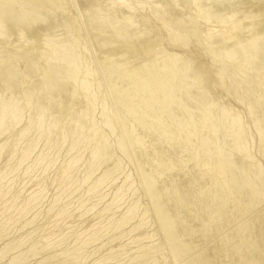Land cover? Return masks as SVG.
Listing matches in <instances>:
<instances>
[{"label": "bare ground", "instance_id": "obj_1", "mask_svg": "<svg viewBox=\"0 0 264 264\" xmlns=\"http://www.w3.org/2000/svg\"><path fill=\"white\" fill-rule=\"evenodd\" d=\"M145 1L147 2L148 0ZM153 1L154 0H152L151 3L149 0L151 4H147V7H145L140 0H0V86H3L6 90V93L0 91V132L3 131L8 116L13 117L19 126V122L24 118L25 106L28 104L33 105V113H35L37 121L36 130L38 132V134H36L37 137L35 138L36 135L34 136L35 139H33L32 143L30 144L28 142L24 144L19 151L20 158L16 164V168L14 167V171H19L23 168V175H27L32 169L34 171V169L38 167L40 170L47 172L48 167L46 164L42 166V163L41 165L40 163H33L26 167H23V165L26 164L34 153V145L47 134V129L49 130L48 127L51 121L57 119V115L61 114V112L60 114L58 112L60 108L51 115L48 114L49 108L53 105H58L57 102L60 101L59 95H56L58 93H55L60 89L59 94L64 96L66 101L69 99L67 104H73L71 96L73 95L75 97V93L78 91V89L75 88L79 86L80 93L84 96L89 105L88 111L82 112L75 119H71L72 121L70 120V125L67 128H69L71 132L70 136H72L73 140H71L72 143L69 145V151H73L77 148L79 140L83 141L81 143L84 150V148L88 147L98 135L100 136L102 130L106 132L104 141L96 147L94 146L91 150L88 164L85 166L86 169L82 172V176L80 175L81 178L71 179L72 177H70L73 168L81 162V155L70 158L71 160L59 171V177L57 176L58 183H55H57L56 186L60 188V191L58 190L59 193L52 207L56 209L55 215L52 216V214L50 216V213H47L49 217H53V224L57 230L54 228L52 232L45 234V229L42 230V227H37L32 230V232L26 234L27 236L24 239L20 238L8 244L5 249L0 252V261L8 251L13 252L14 250H20V248L26 246V243L31 241L32 243L30 242L31 244L25 251H21L20 255H18V253L17 256L14 255L6 264H27L31 257L41 252H45L44 255H46V257L44 256V260L42 262L40 261L39 264H85L88 259H91L90 264H173L172 262H184V264H257L260 260V257L257 258V247L262 252V264H264V219L260 214L249 215L254 207H257L264 201V170L261 163L254 156L253 142L255 137L252 132L254 127L255 130H253L264 144V119L259 120L256 117L261 111V99L257 96L258 87L259 90L260 88H264V65L259 60V55H257L256 52L257 46H259L257 42H259L260 39L257 26H259L260 23L263 24L264 19L260 16L261 14L258 15L252 12L256 6L264 5V0H221L223 1L221 4L222 6H217L218 3L221 2L216 1L217 5L215 4V6L217 7L215 8L214 4H212L211 7L214 6V8H212L211 11L207 10L210 13L201 10L204 6L200 9L202 5H205L204 1L187 0V3H183V5L186 4V6L184 5V7H186L185 10H187L186 12H192V14L189 15H193V20L190 17V20L193 22L189 24L180 23V20L185 21L180 15L182 13L179 12L182 8L179 9L181 6H179V4L182 2H177L178 8L175 7L179 9L177 11L175 10V14L178 12L180 13V18L176 16L177 19L175 20L174 13L172 14V12H170L172 7L167 5V3H171V0ZM175 1L177 0H173L176 4ZM182 1L186 2L184 0ZM201 1L202 5L199 7ZM174 3L172 5H174ZM208 3L210 4V1ZM209 4L207 5L209 6ZM167 6L171 8L170 11L168 10L169 8L167 9ZM172 10H174V8ZM166 11L172 14L169 13L168 16H174V19H172L174 23L175 21H179L176 22L178 23L176 26L179 25V28L174 27L171 21V23H168L169 19L166 20L163 18L162 20L165 19V21H162L160 20L162 17H160V19L157 18L158 15L160 16L162 13L165 14ZM167 12L165 14L166 18ZM79 14H81L82 22L86 23V28L93 37L94 47H96L103 56L102 63H104L105 66L102 68V71L105 72L109 90L115 105L117 108L125 106L128 111L127 117L130 121H127H129V123L127 121V123L125 122L124 119L126 118H124V116L123 119L121 116L118 120L116 117L117 124H115L121 127V129H119L121 130V135L117 140L115 139V143L110 139L112 135L114 137L113 133L116 127L114 128L115 125L110 121L107 113H105L104 118L102 117L104 119L102 128L98 127L93 118V113H95L93 109L96 108L94 105L96 96L92 92V74L88 73L83 75L78 67L80 57L77 48L79 46H76L74 41L78 42L77 39L80 38L79 36L81 33L79 27L81 21L80 18H78ZM182 16H184V12ZM187 20H189L188 17ZM182 23L183 25L181 26ZM202 27L203 31L201 32H204L201 41L204 46L202 49L209 52L207 54L217 60L218 69H215L218 71V75H215L217 72H215V66L213 67V64L212 67L214 72L209 70L212 74L214 73V77H218L220 81L222 78L226 80V82L221 81L220 83L222 84L219 85L218 83L217 85H219V88L223 85V91L228 88L229 91H233L234 94H232L231 91L230 93L234 97L233 99L239 102L238 104L240 107L231 105V102H227V100L223 102L219 100L214 91V81L210 78V81L207 79L203 82V84H205V86H203L205 87L203 91L204 97H201L205 99H202V102L204 100V108L199 105L203 110L200 111L199 109V111H197L194 107L197 101L194 103L195 105L192 104V101L199 96V92L197 90L193 91V89L186 90L185 87L188 86L186 85L189 83L188 81L187 83L185 82L186 86L183 85V83L181 84V82V86L178 85V80L180 81L182 77V75L179 76L182 69L180 71L176 70V72L179 71V73H177L180 78H178L174 70L180 62H184L182 60H185V63L186 61L189 64L193 63L195 51L192 47L190 48L188 46V44H190L188 42L192 40L191 38L200 40L201 36L199 29ZM22 32L36 38L35 40L37 41L39 39L38 42L42 39L44 40V37L50 34L51 38L47 36L46 40L47 38L51 39V42L49 41L51 44L49 45L44 42V45L42 44V46H40V51L37 49L40 53L37 51V53H34L33 51H35V49H33V51L31 50V53L29 52L30 50L27 51L26 48L25 51L23 48L24 45H21L19 41L23 49L18 45L13 46L11 35H17L19 39H23L22 36V38L19 36V33L23 35ZM247 36L248 39L244 46H242ZM20 41L23 43L22 40ZM27 43L28 48H30V43L28 41ZM27 43L25 44L27 45ZM31 43H34V41L32 40ZM79 43H77V45H79ZM199 44L201 45V43ZM199 44H197L198 47L200 46ZM35 45H38V43ZM34 47L36 48L37 46ZM48 47H50L51 50L50 48L48 49ZM239 50H243V56H245L242 68H244L246 72L245 73L243 70L246 82L249 76L252 75L250 78L253 84L251 100L245 98V93L248 90L247 83H238L236 79L238 77L230 73L226 67L228 63H230L229 59L232 58V52H238ZM48 51H51L52 54L49 52L50 55ZM43 54L47 58L44 57V60L42 59L44 62L46 60V65L41 61L44 63L45 67L42 71L38 72V60L42 58L41 55ZM204 56V59L209 61L206 59L207 55ZM196 57L198 58V56ZM212 58L209 61L210 64L212 63ZM197 61L198 60L194 61L193 64H195V62L197 63ZM188 63L187 65H189ZM42 65L40 66L42 67ZM202 67L203 69L205 68L204 66H201V68ZM189 68L188 70L186 69V71L190 72ZM206 71L208 70H205V72ZM182 72H185L184 69ZM199 72L203 71L199 70ZM27 75L29 77L33 75V78H31L33 80L29 82L28 89L23 92L25 103L22 104L21 100L23 99L18 98L20 95H17V98L13 96L9 98L7 89L10 87L14 89L18 88L21 83H24L23 78L25 76L28 77ZM207 75L209 77V73ZM218 78H216V81ZM194 79L189 81L193 82ZM196 80L193 85H195ZM183 81L184 80H182V82ZM242 81H244V78ZM39 83H44V87H42L43 89L41 91L36 92L38 89H36V87ZM75 83L78 84L76 85L77 87H75ZM66 84H69V86H66ZM196 84L197 86L200 85L198 83ZM182 85L185 86L183 87L184 89ZM195 88L198 89V87ZM98 89H100V86ZM222 90L220 89V91ZM199 91L201 92L202 89ZM232 96H229L231 97L230 99H232ZM124 100L126 103H121V101ZM223 103L226 106L225 108H230H224L225 111L231 110V112L228 111L229 116L222 110L224 107ZM197 104H199V102ZM80 105L81 104H79V106ZM241 106L243 107L242 110L247 112L249 121L245 120L244 117L246 116H243L244 113L242 114L241 112ZM67 108L65 107L64 110L66 109L65 111H67ZM73 109L76 108L74 107ZM27 110L29 111V109ZM69 110L67 111L68 113ZM30 112L32 111L30 110ZM70 114H72V112ZM73 115L75 114H72V116ZM48 116H51L50 121L47 119ZM46 121H48V125H46ZM64 123L67 122L64 121ZM60 124L62 126V122ZM84 125L86 128L84 132H82L83 135L80 134L83 139L77 140L81 132V127ZM20 127V133L23 132L26 134L33 129L29 121ZM133 127L137 131H141L143 135L141 133H137V136L131 135L130 131H132ZM51 128L50 125V129ZM137 128L142 129L143 132ZM16 130L19 129H15V131ZM55 131L56 130H54V133ZM63 131H65L64 128ZM14 132L12 133L11 130H9L5 139L0 141V160L10 148V137L14 136ZM57 132L58 131H56V133ZM60 132H62V130H60ZM54 133H51V135H54ZM51 135H49V137H51ZM147 136L151 137V140H148L149 147L145 149L148 151L142 152L143 154L146 152V161L151 169H148L149 171L146 170L145 161L143 163L139 162V174L146 193L150 196L149 208L158 220L159 229L165 241L164 244H144V241L151 239L152 234L155 232L152 233L153 231L150 232L151 230H146L150 225V223H148L150 221H147L149 215H147V208L144 207L141 209L140 202L138 203V201L134 200L122 213H120L118 218H115V216L118 215L117 213L116 215L113 214L114 212L112 213L114 208L124 199L125 193L128 194L127 192L133 187L132 185L134 183L131 181L132 179L130 180L128 175L124 177L123 182L115 190L111 202L107 201V205L104 204L102 208V212H104L105 215L111 212L110 215L108 214L109 217L99 212L103 217L109 219L107 224H103L100 220L94 221L93 218L94 222L90 227L77 235L72 233L67 224L57 227L62 221L65 222L66 219L68 220V217L74 211H80L78 218V222H80L81 219H84L83 217H85V215L93 210V208L90 206L89 208L91 209H85V211L81 210H84L83 208L88 202H97L95 201L97 197L100 202H104L102 200H104L105 195L104 197L101 196V190L110 185L115 179H118V175L123 172L120 160H112V148L117 147L123 152L129 146L141 147L140 149H142V146L145 144L144 142L147 141H145V137ZM52 138L54 137L52 136ZM61 141L62 136L59 135L57 140H55V144H60ZM175 142L178 143L180 148L178 154L182 155L185 152H191V156L183 159V156L180 157L175 152V154L169 152L167 150L168 146H171ZM49 143L48 147L51 148L50 146L52 144L49 145ZM14 150L15 149H13V151ZM47 150L49 151V149ZM169 150L172 151L171 148ZM14 153L18 154V150ZM17 154H12V156L9 157L15 159ZM136 157L135 155V159ZM51 158L52 156L50 157L49 153L46 152V154L42 155L39 162L46 161L45 163H52L53 161ZM137 158H139V156ZM161 167H165L166 171H160ZM190 168L197 171L196 173L200 182L205 181V185L202 186L197 194L200 196V200L196 198L197 200L193 199L188 205L186 204V209L189 212L196 210V212L198 211L199 213L200 208L201 210H206V214L202 216L200 221L198 220L197 226H191L192 223L190 224L189 219L186 220L187 217L184 215V217H182L177 209H169L166 203L167 200L165 201V197L173 195L172 192L177 188L176 183L174 186L171 180L168 185L164 186L163 184V187L157 188V184H159L158 181H161L164 175L170 174L171 172L173 174L176 170H190ZM242 169L245 170V176L243 175L241 180H236V175ZM1 176H3V174ZM14 182L15 181L11 179L6 184H3L4 178L0 177V218L2 217V213H12L8 220H6L7 218L5 217L4 220L2 217L5 222L2 220L3 223H0V239L7 233L9 227L11 228L10 224L13 223L12 221L15 217L21 219L36 208V204L40 202L42 194L45 191L43 185L39 192H35V194L31 193L32 195L25 200L17 202L20 192L16 191L17 189L14 187L16 186ZM155 189L160 191L158 195L154 194ZM77 192H81L80 200L77 204L68 201L72 199ZM99 194L101 197H99ZM9 196L11 198L8 200ZM176 198H178V196ZM65 201H67V203L61 206ZM213 203H219V205L213 206ZM94 205L97 206V204ZM53 209L49 210V212L53 211ZM193 214L194 212L190 215L193 216ZM239 214L243 217L236 229L233 230L228 237L224 239L220 238L219 240L216 239L214 242L212 236L214 232L218 231V228L222 226L220 220L231 219L232 217L239 216ZM12 215L15 216L12 217ZM246 215L248 216L245 217ZM36 218L37 216L34 215L33 219L28 222L26 221L23 226L35 222ZM84 221L81 223L83 224ZM51 226L53 225L51 224ZM128 226L129 229L126 230L125 228ZM141 229L145 230L141 232ZM138 232L140 233L139 235L133 236V234ZM37 233H44L40 236L41 238H39V240H36L38 238L35 239V234ZM110 233L114 234L106 241L104 237L110 236ZM130 236L133 237L128 240L127 237L129 238ZM198 237L201 239L200 242L206 243V245L202 247L201 250L195 252L194 246L196 245V247H199L200 245L199 242H195V239ZM103 238L106 243L102 242ZM125 238L127 242L124 240L125 242L123 241L122 245L111 248L106 254L98 255L106 245ZM129 241L132 244L137 242L136 246L131 249L130 255L128 253L127 257L122 259ZM142 242L144 245L141 244ZM211 242L214 243L212 244ZM220 259L223 260L221 261Z\"/></svg>", "mask_w": 264, "mask_h": 264}, {"label": "rangeland", "instance_id": "obj_2", "mask_svg": "<svg viewBox=\"0 0 264 264\" xmlns=\"http://www.w3.org/2000/svg\"><path fill=\"white\" fill-rule=\"evenodd\" d=\"M143 4H144V6L145 7H147V4L148 5H150L152 2V0H150V2H149V0L146 2L145 0H140ZM157 0H154L153 2H156ZM168 1H170V0H168ZM184 1H186V2H183L182 0H180V1H175L176 2V4L173 2V0H171L170 2L171 3H167V5L169 6V7H172V9L174 8V10H172L171 8H169L168 6H167V9L170 11V9H171V11L170 12H172V14L175 16V20L177 19L176 18V16H178L179 18H180V15H181V17H183L184 19H185V21L184 20H180V23L181 22H183L184 24L185 23H187V24H189V23H191V22H193V21H191L190 20V17H191V19L193 20V15L191 16V15H189V14H192V12L191 13H189V11L188 12H186L187 10H185L186 9V7H184V5L186 6V4H184L183 5V3H187V0H184ZM202 1H204L203 3L205 4V5H202ZM201 1V3L199 4V7H200V9L201 10H203V11H205V12H207V13H210L209 11H211L212 10V8H214V6H215V4L217 5V2H221V3H218V5L217 6H222L221 4L223 3V1H218V0H202ZM210 1V4L208 3V2ZM217 1V2H216ZM177 2H179V3H181V4H179V9L181 8V10L179 11L180 13H182V14H180L179 12L177 13V14H175L176 12H175V10L177 11V10H179V9H176V8H178L177 6H178V3ZM207 2V3H206ZM174 3V5H172ZM153 4H156V3H153ZM207 4H209V6L207 5ZM212 4H214V6L213 7H211L212 6ZM220 4V5H219ZM174 6V7H173ZM217 6H215V8L217 7ZM176 7V8H175ZM206 8V9H205ZM262 9H263V11H262ZM167 10V11H168ZM183 10V11H182ZM185 10V11H184ZM207 10H209V11H207ZM214 10V9H213ZM166 11V12H167ZM174 11V12H173ZM140 12H142V11H140ZM166 12H165V14H166ZM170 12H167V18L165 17V14H163L162 13V15L160 14V16L158 15H156L157 16V18L158 19H160V17H162L160 20H162L163 18H165L166 20H168L169 22L168 23H171V24H173L174 25V27H177V28H179V25H177L176 26V24H178V23H176V22H179V21H175V23H174V20H172V19H174V16H172L171 17V13ZM183 12H184V16H182L183 15ZM186 12V13H185ZM252 12L253 13H256V14H258V15H260L263 19H264V5H261V6H256L255 8H254V10H252ZM169 13L171 14L170 16H168L169 15ZM180 14V15H179ZM188 14V15H187ZM263 14V15H262ZM187 15V16H186ZM79 17L78 18H80V21H81V25L79 26L80 27V31H81V33H80V38H78L77 39V41L78 42H76V41H74L75 42V44H76V46H79L78 48H77V52L79 53L78 55H79V57H80V60H79V62H78V67H79V69H80V71H81V74H83V75H86V74H88V73H91L92 75H91V79H92V82L94 83H92V92H93V94H95V96H96V101H95V103H94V105L96 106V108H95V106H94V108L95 109H93V112H95V113H93V118H94V120H95V122L97 123V125H98V127L99 128H102L103 127V121H104V115H105V113H107V115H108V117H109V119H110V121H112L113 122V124L115 125L114 126V128H115V132L113 133L114 134V137H113V135H112V137H111V139L110 140H112V141H114V143H115V141L117 140V138H119V136L121 135V130H119V129H121V127L119 126V125H116L117 124V120H118V118L120 119V117L123 119V116H124V118H126V119H124L125 120V122L127 121V120H129V118L127 117V109H126V107L125 106H123L122 108L120 107H118L117 108V106L115 105V103H114V101H113V98H112V94L110 93V90H109V86H108V83H107V79H106V76H105V72L104 71H102V68L105 66L104 65V63H102V61H103V56H102V54H100L101 52L100 51H98V49L96 48V47H94V42H93V37H92V35H91V33H90V31L86 28L87 26H86V23L85 22H82V17H81V14H79L78 15ZM164 16V17H163ZM168 17H170L171 18V20H170V18H168ZM187 17H188V19L189 20H187ZM183 18H181V19H183ZM165 19L164 20H162V21H165ZM171 21V22H170ZM189 21V22H188ZM263 21V20H262ZM261 21V22H262ZM167 22V21H166ZM179 23V24H180ZM183 23L181 24V26L183 25ZM185 26V25H184ZM183 26V27H184ZM258 28H257V32H258V35H259V37H260V39H259V42H257L258 43V45L259 46H257V50H256V52H257V55H259V60L262 62V64L264 65V52H263V50H264V41H262V40H264V23L262 24V23H260L259 24V26H257ZM199 31H200V36H201V38H200V40H198V39H195V38H191L192 40L191 41H189L188 43H190L191 45H193V46H191L190 44H188V46L191 48L192 47V49L195 51V55H194V57H196V56H198V58L196 59V58H194L193 57V63H194V61H196V60H198L197 61V63L195 62V64H193V63H188L187 61H186V63H185V60H182V61H184L183 63L182 62H180L179 64H178V68L176 67V69L174 70L175 71V73H176V75L178 76L179 74V76H181L182 75V77L180 78L179 76H178V78H180V81L178 80V78H177V80H178V82H179V84L178 85H180L181 86V84L183 83V85H185V82L187 83V81L190 83H187L186 85H188V86H183L182 85V88L183 87H185V89L187 90V89H189V90H191V89H193V91H198L199 92V96H200V99H199V96L197 97V98H195L194 99V101H192V104H194V103H196V101H197V103L199 102V104H197L196 103V105L194 106L195 108H196V110L197 111H199V109H200V111L201 110H203L202 109V107L204 106V98H202V97H204V94H203V91H204V88L205 87H203V86H205V84H203V82L205 81V80H207V79H209V81H210V78H211V80H213L214 82V91H215V94H216V97L219 99V100H222V102L223 101H226L227 100V102L229 101V102H231L230 104L231 105H235L236 107L238 106V107H240L239 106V102L238 101H236L235 99H233L234 97L231 95V93H230V91H229V88L227 89V90H225V91H223L222 90V88L224 87L223 85H221L220 86V88H219V85L220 84H222V83H220L221 81H225L226 82V80L224 79V78H222V80L220 81L219 80V78L218 77H216L217 75H218V71L216 70V69H218V66H217V60H215L214 58H212V56L211 55H209V54H207V53H209V52H207L206 50H204V49H202V47L204 48V46H203V43L201 42L202 41V38H203V33L204 32H201V31H203V27L201 28V29H199ZM202 33V34H201ZM246 33H247V31H246ZM21 33H19V36L21 37H23V39H19L18 38V36L16 35V36H14V34H12L11 36H12V40H13V43H12V45L13 46H19V47H23V46H21V45H24V50H25V48H26V50L28 51V50H30L29 52L31 53V50L33 51V49H35V51H33L34 53H37L38 52V50L40 49V46H42V44L45 42L46 44H51V43H49V41L51 42V39H48L49 37L51 38V36H50V34H48V35H46V37L48 36V38H47V40H46V37H44L45 39L43 40H41L42 41V43H41V41L40 42H38L39 41V39H38V41L37 40H35L36 38H34V37H31V36H29L27 33L25 34L24 32H22V34L23 35H20ZM248 35V34H247ZM28 36V37H27ZM16 37V38H15ZM21 37V38H22ZM27 38V39H25V38ZM81 37H82V39H81ZM34 38V39H33ZM15 39H17V40H15ZM194 39V40H193ZM248 39V36L244 39V43L242 44V46H244V44L246 43V40ZM20 40H22V42L23 43H21V41ZM32 40L34 41V43H31L32 42ZM47 42H46V41ZM198 42H197V41ZM20 42V44H19V42ZM27 41L30 43V48H32V49H30V48H28V43H27ZM200 41V42H199ZM38 43V45H35V44H37ZM80 42V43H79ZM25 43H27V45L25 44ZM77 43H79V45H77ZM193 43V44H192ZM199 43H201V45L199 44ZM33 44V45H32ZM197 44H199L200 46L198 47V45ZM26 45V46H25ZM44 45V44H43ZM81 45V46H80ZM83 45V46H82ZM88 45V46H87ZM196 45V46H195ZM33 46V47H32ZM34 46H37L36 48L34 47ZM87 46V47H86ZM81 47V48H80ZM85 47H86V49H88V50H86L85 49ZM201 47V48H200ZM22 48V49H23ZM50 47H48V49H49ZM80 48V49H79ZM38 49V50H37ZM80 51H79V50ZM199 50V51H201V50H203V51H201V52H199V51H197V50ZM201 49V50H200ZM23 50V51H24ZM25 50V51H26ZM50 50H51V48H50ZM86 50V51H85ZM37 51V52H36ZM40 51V50H39ZM197 51V52H196ZM243 51V50H242ZM241 50H239L238 52L237 51H233L232 52V58H230L229 60H230V63H228V65L226 66L227 67V69H228V71L230 72V73H232V74H234V75H236L238 78H236L237 79V82L238 83H243V82H245V83H247V88H248V90H247V92L245 93V98L247 99V100H251V96H252V90H253V84H252V81L250 80V78L252 77V75H250L249 76V78L247 79V82H246V79H245V75L243 74V70H244V68H242V65H244V59H245V56H243V52H242ZM32 52V53H33ZM51 53V51H48V53ZM199 52V53H198ZM38 53H40V52H38ZM49 53V54H50ZM201 56V54H202V56H201V58H200V56L198 55V54ZM201 53V54H200ZM204 53H206V54H204ZM52 54V53H51ZM50 54V55H51ZM197 54V55H196ZM46 55V54H45ZM48 55V54H47ZM86 55V56H85ZM204 55H207L206 56V59L207 60H211V58H212V63L210 64V62L209 61H206L204 58H205V56ZM42 56V58H39V62H38V67H39V70H38V72H40V71H42L43 69H44V67H45V65H46V60H45V62L43 61L44 59V54L43 55H41ZM203 57V58H202ZM207 57H209V58H207ZM46 58V57H45ZM200 58V59H199ZM43 59V60H42ZM47 59V58H46ZM202 59H204V60H202ZM41 61H43L44 63H45V65H44V63L43 62H41ZM199 61H200V64H199ZM213 61H215V62H213ZM207 62H209V63H207ZM42 63H43V65H42ZM187 63L189 64V65H187ZM185 64V65H184ZM193 64V65H192ZM202 64H205V65H202ZM209 64V65H208ZM212 64H213V67H214V69H215V72H217L215 75V77H214V73L212 74V72L210 71V70H214L213 69V67H212ZM216 64V65H215ZM40 65H42V67L40 66ZM181 65H183V66H181ZM204 66L205 68L203 69V67L201 68V66ZM211 65V66H210ZM195 66V67H194ZM200 66V67H199ZM181 67V68H180ZM186 67V68H185ZM190 69V72L192 73L193 71H195V72H193L192 74L189 72V71H186V69L188 70V68ZM209 67V68H208ZM212 69H211V68ZM192 68V69H191ZM201 68V69H200ZM182 69V71H183V69H184V71L187 73H185V72H180L179 73V71ZM210 69V70H209ZM176 70H179V71H177L176 72ZM197 70V71H196ZM199 70H201V71H203V72H199ZM205 70H208V71H206L205 72ZM37 72V73H38ZM214 72V71H213ZM244 72H245V70H244ZM182 73V74H181ZM200 74V75H198V74ZM203 73V74H202ZM209 73V77H208V74ZM246 73V72H245ZM186 74V75H185ZM189 74V75H188ZM197 74V75H196ZM212 74V75H211ZM186 77H185V76ZM28 76V75H27ZM33 75H30V77L28 76V77H24L23 78V84L21 83L20 85H19V87L18 88H16V89H14V88H8L7 89V95H8V97L9 98H11V96H13V97H15V98H17V95H20V97L18 96V98H20V99H23V100H21V103L23 104V103H25V99L23 98V92H25L24 90H27L28 89V87H29V82H31L33 79H31V78H33L32 77ZM189 76V77H188ZM208 78H207V77ZM211 76V77H210ZM206 77V78H205ZM183 78V79H182ZM189 78V79H188ZM190 78H195L194 79V81L196 80V79H199V80H196V83H198V84H200V85H198L197 86V84L195 83V85H193L194 84V81L191 83L189 80H193V79H190ZM205 78V79H204ZM216 78H218V80L216 81ZM244 78V81H242V79ZM25 79H27V80H25ZM29 80V81H28ZM182 80H184L183 82H182ZM202 80V81H201ZM198 81V82H197ZM219 81V82H218ZM177 82V83H178ZM180 82H181V84H180ZM225 82H223V83H225ZM215 83H216V85H215ZM219 83V85H217ZM44 83H42V84H40L39 83V85L41 86H39V85H37V87H36V92H39V91H41L43 88L42 87H44V85H43ZM101 84V85H100ZM201 84H203V85H201ZM43 85V86H42ZM76 85H78L77 83H75V87H77ZM98 85V86H97ZM10 86V85H9ZM39 86V87H38ZM66 86H69V84L67 85L66 84ZM99 86H100V89H98L99 88ZM200 86V87H199ZM79 87V86H78ZM75 88V89H78V91H76V95H75V97L72 95L71 96V100H72V103L73 104H67L68 103V101H69V99L66 101L65 100V97L64 96H62L61 94H59L60 93V90L59 91H56L55 93H58V94H56L58 97H60V101L59 102H61V103H59V102H57V104L58 105H53V106H51L50 108H49V115H51L52 113H54L58 108H60V109H58L59 111V114H60V112H61V114L60 115H57V119H55V120H53V121H51V123L49 124V130L47 129V136L45 135V137H43V139L41 138V139H39L38 140V144L36 143L35 145H34V148H33V150H34V153L32 154V156L29 158V160L26 162V164H24L23 165V167H26V166H28V165H32L33 163H40V165H41V163H42V166L43 165H47V172L45 171H42V170H40V168H38V167H36L35 169H34V171H33V169L31 170V172L29 173V174H27V175H23V168H22V170L20 171H14V169L16 168V164L18 163V161H19V151L21 150V148L24 146V144H26V143H32V141H33V139H35L36 137H37V135L36 134H38V132H37V130H36V128H37V125H36V117H35V113H33L34 112V108L32 107L33 105L31 104H28V105H26L27 106V108H26V106H25V109H24V114H23V116H24V118L23 119H21V121L19 122V126L17 125V122L13 119V117H11V116H8L7 117V121H6V125H5V127H4V129H3V131H1L0 132V141L1 140H4L5 139V137L7 136V134H8V131L9 130H11V132L13 133L14 131H15V129H19V130H16L15 132H14V136L13 137H10L11 138V140H10V148L8 149V151L4 154V156H3V158L0 160L1 162H0V177H3L4 178V183L3 184H6L8 181H10L11 179H13L15 182V185L16 186H14V187H16L15 189H17L16 191H19L20 193H19V195H18V201L17 202H19V201H23V200H25L27 197H29L30 195H32L33 193L35 194V192L37 193V192H39L40 191V189H41V186H43L44 185V192H43V194H42V197H41V200H40V202L39 203H37L36 205V208H34L31 212H29L28 214H27V216H25V217H23V218H16L15 217V219H13V223L12 224H10V226H11V228L9 227V230L7 231V233L4 235V237H2L1 239H0V252L1 251H3L4 249H5V247L8 245V244H10V243H13L15 240H18V239H20V238H22V239H24L27 235L26 234H28V233H30V232H32V230H34V229H36L37 227H42V230L43 229H45V234H48V232H52L53 230H54V219H52L51 217H49V214H47V213H50V216L52 215V216H54L55 214V211H56V209L54 208H52L53 207V204H54V200H55V198H56V196H57V194L59 193L58 192V190L60 191V188H58L56 185H57V183H58V181H57V176L59 177V171H61V168L62 167H64V165L69 161V160H71L70 158H73V157H77V156H80L81 155V162H79L78 164L79 165H77L76 167H74L73 168V170L71 171V176L70 177H72L71 179H79V177H80V175L82 176V172L84 171V169H86V167L85 166H87V164H88V159H89V155H90V152H91V150L94 148V146L96 147L98 144H100L101 142H103L104 141V138H106L104 135L106 134V132L104 131V130H102V132L100 133V136L98 135L97 137H96V139L88 146V147H86V148H84V150H83V148H82V143L81 142H83L82 140H79V139H83L82 138V132H84V130H85V125L84 126H82L81 127V132L79 133V137L77 138V140H79V142H78V146H77V148H75L73 151H69L68 150V148L70 149V147H69V145H70V143H72V141L71 140H73V138H72V136H70L71 135V132L69 131V128H67V127H69V125H70V120L71 119H75L80 113H82V112H86V111H88V109H89V105H88V102H87V100H85V98H84V96L80 93V91H79V88ZM188 87V88H187ZM190 87V88H189ZM193 87V88H192ZM195 87H198V89L197 88H195ZM218 87V88H217ZM103 88V89H102ZM200 88V89H199ZM184 89V88H183ZM202 89V91L200 92L199 90H201ZM220 89L222 90V91H220ZM226 89V88H225ZM16 90H17V92H16ZM188 90V91H189ZM0 91L1 92H3V93H6V90L4 89V87L2 86H0ZM20 93H19V92ZM100 91V92H99ZM229 91V92H228ZM205 92H206V89H205ZM218 92V93H217ZM223 92H225V93H223ZM227 92V93H226ZM232 92V94H234L233 93V91H231ZM19 93V94H18ZM230 95H229V94ZM103 94V95H102ZM201 94V95H200ZM228 94V95H227ZM62 96V98H61V96ZM227 95V96H226ZM22 96V97H21ZM77 96H78V98H77ZM80 96V97H79ZM202 96V97H201ZM229 96H232V99H230L231 97H229ZM257 96H259V98L261 99V111L259 112V114H257L256 115V117L260 120V119H264V88H260V90H259V87H258V93H257ZM81 98H83V99H81ZM221 98V99H220ZM62 99V100H61ZM75 99V100H74ZM102 99V100H101ZM198 99V100H197ZM202 99H204L203 100V102H202ZM104 100V101H103ZM201 100V101H200ZM235 100V101H234ZM8 101H10V100H8ZM66 101V102H65ZM78 101H80V102H78ZM64 102V103H63ZM77 102V103H76ZM86 102H87V104H86ZM108 102V103H107ZM237 102V103H236ZM121 103H126V101L124 100V101H121ZM203 103V104H202ZM224 103H226V102H224ZM223 103V104H224ZM60 104V105H59ZM79 104H81L80 106H79ZM185 104V103H184ZM238 104V105H237ZM66 105V106H65ZM69 105V106H68ZM74 105H76V106H74ZM202 106V107H200V106ZM60 106V107H59ZM67 108V111L69 110V113L67 112V111H65L64 110V108L65 107ZM73 106V107H72ZM76 108V109H73V108ZM199 107V108H198ZM226 106H225V104H224V107H223V111L225 112V114L227 113V115L229 114L228 113V111L229 110H224V108H225ZM242 107V106H241ZM32 108V109H31ZM116 108V109H115ZM198 108V109H197ZM204 108V107H203ZM27 109H29V111L27 110ZM65 111H63V110ZM84 111H83V110ZM86 109V110H85ZM102 109V110H101ZM119 109V110H118ZM225 109H230L229 107H227V108H225ZM243 109V107L241 108V112H242V114H243V116H246V117H244L245 118V120H247V121H249L248 120V118H247V116H248V114H247V112H244V110H242ZM30 110L32 111V112H30ZM63 111V114H62V111ZM80 110V111H79ZM104 110V111H103ZM111 110V111H110ZM116 110V111H115ZM118 110V111H117ZM102 111V112H101ZM113 111V112H112ZM72 112V114H75V115H73L72 116V114H70ZM104 112V113H103ZM229 112H231V110L229 111ZM67 113V114H66ZM30 114H31V116H30ZM33 114V115H32ZM122 114V115H121ZM64 115V116H63ZM110 115H111V117H110ZM119 115V116H118ZM33 116V117H32ZM66 116V117H65ZM75 116V117H74ZM229 116V115H228ZM29 117V118H28ZM59 117V118H58ZM63 119H62V118ZM103 117V118H102ZM116 117H117V120H116ZM31 118V119H30ZM61 118V119H60ZM69 118V119H68ZM48 121H50L51 120V116H48ZM24 122H23V121ZM62 120V121H61ZM116 122H115V121ZM29 121V123L32 125V127H33V129L31 130V132H29L28 134H26V133H23V132H21L20 133V129H21V127L20 126H23L25 123H27ZM48 121H46V125H48ZM64 121L65 122H67V123H64ZM72 121V120H71ZM130 121V120H129ZM129 121H127L128 123H129ZM56 122V123H55ZM62 122V126H61V123ZM126 122V123H127ZM55 123V124H54ZM58 123V124H57ZM116 123V124H115ZM23 124V125H22ZM50 125H51V129H50ZM65 125V126H64ZM54 126V127H53ZM56 128V129H55ZM63 128L65 129V131H63ZM138 129V128H137ZM253 129H254V127H253ZM252 129V132L254 133V137H255V139H254V142H253V152H254V156L256 157V159L261 163V166L263 167V170H264V144H263V142L259 139V137L256 135V133H255V129L253 130ZM54 130H56V131H58L57 133H56V131H55V133H54ZM60 130H62V132H63V134H62V132H60ZM138 130H142V129H138ZM50 132V133H49ZM142 132H143V130H142ZM51 133L53 134L54 133V135H51ZM137 133H141V131H137L134 127L132 128V131H130V134L131 135H134V136H137L138 134ZM80 134H82L81 136H80ZM142 134V133H141ZM36 135V136H35ZM49 135H51V137H49ZM59 135H61L62 136V141L60 142V144H58V143H56L55 144V140H57V137H59ZM143 135V134H142ZM34 136H35V138H34ZM52 136L54 137V138H52ZM4 137V138H3ZM69 137V138H68ZM13 138V139H12ZM15 138V139H14ZM51 138V139H50ZM101 138V139H100ZM151 137L150 136H147V137H145V141L146 142H144L145 144H144V146H142L143 148L142 149H140L139 147H130L129 145V147H127V149L123 152V151H121V150H119L117 147L116 148H112V150H111V152H112V155H113V159L112 160H120V163L122 164V168H123V172L122 173H120L119 175H118V179H115L114 181H112L111 182V184L110 185H108V186H106V188L104 187L101 191V196L102 197H104V195H105V198H104V200H102V201H104V202H100L99 201V198L97 197V199L95 200V201H97V202H95V203H92V202H88L85 206H84V210H81V211H85V209H91V208H89L90 206H92V208H93V210L91 211V212H89L87 215H85V217H83L84 219H81V221L80 222H78L79 221V215H80V211H74V212H72L71 214H70V216L68 217V220L66 219V221L64 222V221H62L59 225H57V227L58 226H65L66 224H67V226L71 229V231H72V233L73 234H75V235H77V234H79V233H81L82 231H85V230H87V228H89L90 227V225L96 220H100V221H102L103 222V224H107V222H108V218L107 217H103V215H105L104 214V212H102V208L104 207V204L105 205H107V201L108 202H111V200L113 199V196H114V193H115V190L118 188V186L123 182V180H124V177H126L127 175L129 176V178H130V180L134 183L132 186L133 187H131L132 189H130V191H128L127 193L129 194H126L125 193V195H124V199L122 200V202L121 203H119V205L116 207V208H114V210L112 211V213L113 214H115L116 215V213L118 214V215H116L115 216V218H118V216L120 215V213H122L125 209H126V207L128 206V205H130L134 200L135 201H138V203L140 204V206H141V209L142 208H147V211H148V214L147 215H149L148 216V220L147 221H150V222H148V223H150V225H149V227L148 228H146V230L148 229V231H150V232H152V233H154V234H152V237H151V239H149V240H146V241H144V244L145 245H149L148 243H150V244H152V245H161L162 243L164 244V238H163V234H162V232H160V229H159V225H158V220H157V218L155 217V215L153 214V212L151 211V209L149 208V204H150V202H149V194H147L146 193V190H145V188H144V185H143V183H142V181H141V177H140V166L138 165L139 164V162H146L145 164H146V170H148V169H151V167H149V165H148V163H147V161H146V152L148 151V150H145V149H148V147H149V141L151 140L150 139ZM49 139V140H48ZM65 139V140H64ZM99 139V140H98ZM103 139V140H102ZM116 139V140H115ZM14 140V141H13ZM41 140V141H40ZM47 140V141H46ZM51 140V141H50ZM97 140V141H96ZM149 140V141H148ZM49 141H50V143H49ZM64 141V142H63ZM66 141H67V143H66ZM71 141V142H70ZM13 142V143H12ZM95 142H96V145H95ZM47 143V144H46ZM48 143H49V145H51L50 147L51 148H49L48 147ZM23 144V145H22ZM93 144V145H92ZM54 145V146H53ZM63 147H62V146ZM65 145V146H64ZM173 146V147H172ZM177 146V147H176ZM92 147V148H91ZM172 149V151H170L169 149L170 148ZM15 149L14 151H13V149ZM19 148V149H18ZM133 148V149H132ZM137 148V149H136ZM47 149H49V151L47 150ZM118 149V150H117ZM136 149V150H135ZM17 150H18V154L17 153H14V152H17ZM135 152H134V151ZM167 150L169 151V152H172L173 154H178V152L180 151V148H179V146H178V143L177 142H175L174 144H172L171 146H168V148H167ZM12 151V152H11ZM78 151V152H77ZM137 151V152H136ZM144 151H146L144 154H143V152ZM46 152H48L49 153V156L51 157L52 156V163H45L46 161H44V162H39V160L41 159V157H42V155H44V154H46ZM74 152V153H73ZM139 152V153H138ZM175 152V153H174ZM53 153V154H52ZM12 154L14 155V154H17L16 156H15V159L13 158V159H11L9 156H12ZM50 154H52V155H50ZM191 152H185V153H183L182 155L181 154H178L180 157H182L183 159H186V158H188L189 156H191ZM40 155V156H39ZM70 155V156H69ZM135 155L138 157L139 156V158H137L136 157V159H135ZM72 156V157H71ZM145 159H144V158ZM39 158V159H38ZM35 159V160H34ZM38 159V160H37ZM142 159V160H141ZM10 160V161H9ZM12 160V161H11ZM35 161H37V162H35ZM87 161V162H86ZM11 162V163H10ZM13 162V163H12ZM246 162H249V161H246ZM39 165V164H38ZM15 167V168H14ZM78 167V168H77ZM85 167V168H84ZM7 168V169H6ZM188 168V167H187ZM2 169V170H1ZM5 169V170H4ZM50 169V170H49ZM76 169V170H75ZM13 170V171H12ZM80 170V171H79ZM125 170V171H124ZM42 171V172H41ZM149 171V170H148ZM160 171H166V168L165 167H161L160 168ZM11 172V173H10ZM35 172V173H34ZM76 172V173H75ZM126 172V173H125ZM197 171H194L193 169H191L190 168V170H188V169H184V171L183 170H176L175 172H173V174H172V172L170 173V174H167V175H164V178L162 177L161 178V181L159 180L158 181V183L159 184H157V188H161V187H163V184H164V186H166V185H168V183L169 182H171V180H172V182H173V185L175 186V183H176V185H177V188H176V190L174 191V192H172L173 193V195H168L167 197H165V201H166V203H167V205H168V207H169V209H171V210H178L179 211V214H181V216L182 217H187V219L186 220H188L189 219V222H190V224H191V226L193 225V226H197L198 224V220L200 221L201 219H202V216L203 215H205L206 214V210H204V209H202L201 210V208H200V210H199V213H198V211L196 212V210H194V211H191V212H189V211H187V209H186V204L188 205V203L189 202H192L193 201V199H198V200H200V196L199 195H197L199 192V190L202 188V186L203 185H205V181H202V182H200V179H199V177H198V175H197V173H196ZM5 173V174H4ZM43 174V176H42V174ZM80 173V174H79ZM183 173V174H182ZM238 173V172H237ZM3 174V176H1ZM45 174V175H44ZM78 174V175H77ZM122 174V175H121ZM180 174V175H179ZM245 174V170L244 169H242L237 175H236V180H241V178H242V176ZM6 176V178H5V176ZM19 175V176H18ZM37 175V176H36ZM40 175V176H39ZM30 176V177H29ZM169 176V177H168ZM245 176V175H244ZM28 177V178H27ZM32 177V178H31ZM77 177V178H76ZM17 178V179H16ZM33 178H34V180H33ZM81 178V177H80ZM140 180H139V179ZM6 179H7V182H6ZM28 179H30V180H28ZM56 180V181H55ZM179 180V181H178ZM184 180V181H183ZM209 181V180H208ZM55 182H57V183H55ZM140 182H141V184H140ZM184 182V183H183ZM32 183V184H31ZM167 183V184H166ZM180 183V184H179ZM188 183V184H187ZM29 184V185H28ZM183 184H184V186H183ZM2 186H4V185H2ZM56 186V187H55ZM182 187V188H181ZM16 191H14V192H16ZM132 191H133V193H132ZM159 190L158 189H155V195H158L159 194ZM32 193V194H31ZM79 193V194H78ZM107 193V194H106ZM131 193V194H130ZM113 194V195H112ZM195 194V195H194ZM77 195H78V197H77ZM80 195H81V192H77V193H75L74 194V196L72 197V199H70V200H68V201H71V202H73V203H76L77 204V202L80 200ZM128 195V196H127ZM192 195H193V197H192ZM197 195V196H196ZM100 196V194H99V197H101ZM107 196V197H106ZM170 196V197H169ZM172 196V197H171ZM178 196V198H176ZM191 196V197H190ZM196 196V197H195ZM74 197H75V200H74ZM11 197L9 196L8 197V200L10 199ZM77 198V199H76ZM167 198V199H166ZM109 199H110V201H109ZM181 199H184V200H181ZM196 199V200H197ZM6 200H7V198H6ZM140 200V201H139ZM190 200V201H189ZM74 201H76V202H74ZM127 204H126V203ZM67 203V201H65L61 206H64V204H66ZM89 204V205H88ZM94 204H97V206H95ZM213 206H218L219 205V203H213L212 204ZM3 206V205H2ZM120 206V207H119ZM123 206V207H122ZM95 207V208H94ZM175 207V208H174ZM182 207V208H181ZM51 209H53V211H51V212H49V210H51ZM117 210V211H116ZM181 210V211H180ZM185 210V211H184ZM251 210V209H250ZM116 211V212H115ZM178 211H177V213H178ZM188 213H187V212ZM12 212V211H11ZM99 212H102L101 214H103V215H101ZM184 212V213H183ZM194 212V214H193V216L195 217H193L192 215H190L191 213H193ZM196 212V213H195ZM183 213V214H182ZM198 213V214H197ZM12 213H8V214H6V213H2V217L4 218H7L6 220H8L9 219V217H10V215H11ZM109 215L111 214V212L110 213H108ZM108 214H106L107 216H108ZM255 214H260V215H262V218L264 219V201H263V203H261L260 205H258L257 207H254L253 209H252V211H251V213H249V215H255ZM34 215H36L37 216V218L35 219V222H33V223H31L30 225H27V226H23V224H25L26 223V221L28 222V221H31L32 219H33V217H34ZM48 215V216H47ZM99 215V216H98ZM105 215V216H106ZM184 215V216H183ZM198 215V216H197ZM15 215H12V217H14ZM248 215H246L245 217H247ZM2 217L0 218L1 220H0V223H3L2 222ZM100 217H101V219H100ZM109 217V216H108ZM243 216L242 215H240L239 214V216H236V217H230L231 219H223V220H220V223H221V227L220 228H218V231H215L214 232V234H213V236H212V238H213V241L214 240H219L220 238H226V237H228L230 234H231V232L233 231V230H235L236 229V227L238 226V224L240 223V220H241V218H242ZM5 218H4V220H5ZM71 218V219H70ZM93 218H94V221H93ZM97 218V219H96ZM107 219V220H105V219ZM3 220V221H4ZM84 221V223L82 224L81 222H83ZM104 220V221H103ZM15 221H17V222H15ZM106 221V222H105ZM5 222V221H4ZM50 222V223H49ZM78 223V224H77ZM194 223V224H193ZM14 224V225H13ZM51 224L53 225V226H51ZM196 224V225H195ZM47 225V226H46ZM53 228V229H52ZM150 228V229H149ZM126 230L127 229H129V226L128 227H126L125 228ZM55 230H57V228H55ZM145 229H141V232L142 231H144ZM157 230V231H156ZM40 231H41V229H40ZM44 234V233H43ZM43 234H39V233H37V234H35V239L36 238H38V239H36V240H39V238H41L40 236L41 235H43ZM113 234L114 233H110V236L108 235L107 237L105 236L104 238L106 239V241H107V239H109V238H111V236H113ZM139 235L140 233L138 232V233H135V234H133V236L134 235ZM133 236H130L129 238L127 237V239L129 240L131 237H133ZM102 239V242H104V243H106V241H105V239ZM34 239V238H33ZM34 239V240H35ZM127 239L125 238V239H122V240H117V241H115V243L113 242L112 244H109V245H106V247H103V249L100 251V253L98 254V255H103V254H106V253H108V251L111 249V248H114L115 246H119V245H122L123 244V241L125 240L126 242H127ZM153 239V240H152ZM124 241V242H125ZM201 241V239H199V237L197 238V239H195V242L196 243H200V245H199V247H196V245L194 246V251L195 252H197V251H199V250H201V248L202 247H204L205 245H206V243H201L200 242ZM31 242V241H30ZM30 242H28V243H26V246H24V247H22V248H20V250L18 249V250H14L13 252L12 251H8L7 253H5L4 255V258L0 261V264H6V262L9 260V259H11L14 255L15 256H17V253H18V255H20V252L21 251H25L26 250V248L32 243H30ZM101 242V241H100ZM130 242V241H129ZM127 243V248H125V252L123 253V256H122V259H125L126 257H127V255H128V253H129V255L131 254V249L132 248H134L135 246H136V243L135 244H132L131 242L130 243ZM215 242V241H214ZM213 242V243H214ZM212 243V242H211ZM212 243V244H213ZM142 245H144L143 244V242L141 243ZM132 245V246H131ZM211 245V244H210ZM209 245V246H210ZM130 246V247H129ZM163 246V245H162ZM93 247V246H92ZM92 249V248H91ZM256 249H258L257 250V258H259L260 257V260L258 261V263L257 264H262V261H263V257H262V252H261V250L257 247ZM14 252H16V253H14ZM125 253H127V254H125ZM45 254V252H41V253H39V254H36L35 256H33V257H31L29 260H28V262H27V264H39L40 263V261L42 262L43 260H44V256L46 257V255H44ZM90 260V261H89ZM221 260V259H220ZM223 260V259H222ZM221 260V261H222ZM90 262H91V259H88L87 260V262L85 263V264H90ZM173 264H178V263H180V262H178V263H175V262H172ZM84 264V263H83ZM180 264H184V262H181Z\"/></svg>", "mask_w": 264, "mask_h": 264}]
</instances>
